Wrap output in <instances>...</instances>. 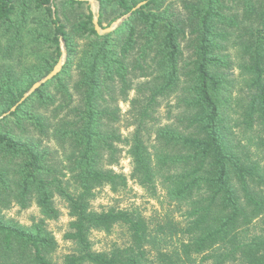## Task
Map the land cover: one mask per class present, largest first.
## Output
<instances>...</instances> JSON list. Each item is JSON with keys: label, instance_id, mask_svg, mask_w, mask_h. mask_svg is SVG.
Listing matches in <instances>:
<instances>
[{"label": "trees", "instance_id": "1", "mask_svg": "<svg viewBox=\"0 0 264 264\" xmlns=\"http://www.w3.org/2000/svg\"><path fill=\"white\" fill-rule=\"evenodd\" d=\"M142 1L97 0L99 24L109 26ZM61 42L67 59L60 73L0 119V264H53L57 243L43 221L22 226L3 211L34 204L53 220L56 195L71 219L64 238L77 246L64 264L147 263L148 227L140 215L90 210L96 189L116 192L127 184L111 168L121 142L119 101L129 104L136 125L130 178L151 188L160 177L172 200L187 203L178 252L158 250L153 264L205 253L207 259L217 248L218 264H264V163L236 132L239 120L256 128L264 149V0H150L103 36L87 2L0 0V59H17L0 68V116L51 72ZM233 49L244 91L234 99L226 91ZM173 96L179 115L156 130L152 157L143 127L158 100ZM253 140L247 144L255 147ZM116 225L126 228L129 245L93 252L90 230Z\"/></svg>", "mask_w": 264, "mask_h": 264}, {"label": "rangeland", "instance_id": "2", "mask_svg": "<svg viewBox=\"0 0 264 264\" xmlns=\"http://www.w3.org/2000/svg\"><path fill=\"white\" fill-rule=\"evenodd\" d=\"M87 6H89L88 3ZM77 43L81 48L82 44ZM229 55L228 60L231 61L232 67L228 72L229 85L228 88L226 87V91L233 99L235 97L241 98V94L244 91L241 89V71L237 67L239 58L235 49L230 50ZM16 61L17 59L9 62L0 59V68L8 63L17 64ZM71 69V76L73 78V67ZM132 97H134V92L130 91L128 99ZM118 107L121 118L115 128L121 137V142L116 146L119 149L118 163L111 168L116 173L126 176L127 184L126 187L116 192L111 191L109 187L96 189L94 197L90 202V210L95 213L104 212L109 209L127 210L140 215L146 221L148 227V239L145 246V250L148 252V260L144 264H153L158 250L170 254L178 252L179 243L183 239L181 237V231L186 225L187 203L172 200L167 194L166 184L163 183L160 177L155 178L151 188L142 187L130 178L132 164L127 151L128 143L136 129V125L131 120L129 104L119 101ZM178 115L179 109L175 107L174 96L158 100L157 106L153 109L151 120L145 122L142 131V138L152 157L155 154V147L157 145L155 141L156 130L160 126L175 124ZM238 123L239 125L236 128V132L238 133L237 137L248 147L253 159L259 160L263 164L264 149L256 142L258 139L257 129H248L247 125L240 124V120ZM248 139H254L252 144L255 147L247 144ZM54 146L53 144L52 147ZM53 201L58 211L57 218L53 220L44 219L34 204H31L26 209H21L17 205L12 204L8 209L3 211V215L7 220L22 226H29L33 221H43L47 231L54 237L57 243V249L50 256V260L53 264H64L65 256L77 253V246L75 243L64 238V235L69 232V222L71 221L66 203L57 195ZM251 231L257 234L259 227L257 225L254 226ZM185 237L184 240H186ZM88 238L91 244V250L97 253H110L114 249L128 246L130 242L126 228L120 225L114 226L109 232L92 229L89 232ZM205 255L208 254L192 255L189 261L183 259L181 264H218V261L223 255V250L215 249L211 253V258L204 259ZM223 264H241V261L232 260L226 261Z\"/></svg>", "mask_w": 264, "mask_h": 264}, {"label": "water", "instance_id": "3", "mask_svg": "<svg viewBox=\"0 0 264 264\" xmlns=\"http://www.w3.org/2000/svg\"><path fill=\"white\" fill-rule=\"evenodd\" d=\"M80 1L87 2L89 4V9H90V12L92 14V25H93V28H94L95 32L97 33V35L103 36V35L111 34L115 30H117V28L123 23V21L125 19H127L131 15V13L133 11H135L138 8H140L142 5H145L150 0H145V1L140 2L134 8H132L131 12H129L125 16H122V17L118 18L113 24H110L109 26H106V27H102L99 24V4H98L97 0H80ZM60 52H61L60 58L58 59L57 63L55 64V66L53 67V69L51 70V72H49L43 78H41L40 80H38L37 82H35L29 88V90H27L23 94V96L20 99V101L16 105H14L8 112L2 114L0 116V119L3 118V117H6L11 112L15 111L16 107L19 104H21L22 102H24L37 89H39L41 86H43L47 82L51 81L55 76H57L60 73V71L62 70L63 66L65 65L66 59H67V53H66V50H65V47H64L63 42L60 43Z\"/></svg>", "mask_w": 264, "mask_h": 264}]
</instances>
